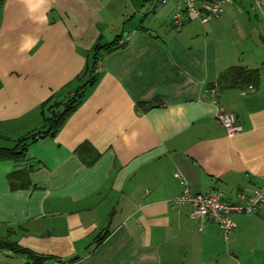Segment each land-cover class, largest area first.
<instances>
[{
    "label": "crops",
    "instance_id": "obj_1",
    "mask_svg": "<svg viewBox=\"0 0 264 264\" xmlns=\"http://www.w3.org/2000/svg\"><path fill=\"white\" fill-rule=\"evenodd\" d=\"M177 5L3 0L0 140L14 145L47 127L46 102L61 104L87 82L94 46L121 37L59 132L33 142L20 163L0 159V240L52 258L44 264H264V204L234 214L225 238L174 203L177 171L194 192L226 200L264 184V20L251 0H232L221 16L178 28ZM233 65L257 69L258 85L222 87ZM221 107L240 132L223 126ZM83 144L100 154L92 164ZM24 167L31 183L14 190L8 175ZM0 264L35 263L5 247Z\"/></svg>",
    "mask_w": 264,
    "mask_h": 264
},
{
    "label": "trees",
    "instance_id": "obj_2",
    "mask_svg": "<svg viewBox=\"0 0 264 264\" xmlns=\"http://www.w3.org/2000/svg\"><path fill=\"white\" fill-rule=\"evenodd\" d=\"M3 0H0V17L2 10ZM118 36L113 42L109 44L102 45L98 42L94 48V56L91 65L87 68L88 80L79 89L76 90L74 94L68 97V99L61 104H52L48 106L49 102H46L43 105L42 113L45 118V123L47 127L44 129L34 130L27 135L21 136L18 138L16 144L13 147H0V159L3 160H13L15 162H22L25 160L26 151L28 147L35 142L39 138H43L45 136L54 137L67 118L74 113L80 104L83 101L85 90L88 86H92L97 81L96 75V67L98 62L101 60V56L104 52L111 51L118 46ZM259 71L257 69L247 68L242 65H233L227 68L224 72L221 73L218 82L222 87H239V88H247L251 86H257L259 83ZM161 104L160 100L147 102L141 104L142 107L147 110L150 108H154ZM46 109V110H45ZM46 111H48V115H46ZM78 152L83 159V161L87 164H92L99 156V152H97L94 148H92L88 144H83L78 148ZM30 167L18 168L13 170L8 175V180L10 182L11 188L21 189L27 188L30 183ZM104 232H101L97 238L96 242L99 243L104 238ZM9 248L16 253H22L28 255L35 264H44L51 257L40 256L33 252L32 250L22 247L15 242H11L9 240H0V248Z\"/></svg>",
    "mask_w": 264,
    "mask_h": 264
},
{
    "label": "built area",
    "instance_id": "obj_3",
    "mask_svg": "<svg viewBox=\"0 0 264 264\" xmlns=\"http://www.w3.org/2000/svg\"><path fill=\"white\" fill-rule=\"evenodd\" d=\"M169 1L159 0V3L166 4ZM251 1L264 20V0ZM231 2L232 0H178V5L172 16V24L179 28L195 19L208 22L212 18L224 14V5ZM99 64L100 62L97 64L96 72H98ZM218 118L230 134L243 129L236 115L226 111L223 107L219 109ZM176 176L182 185V190L174 199V203L191 206L190 215L192 218L218 224L225 238H228L236 227L233 219L234 214H253L258 212L264 204V184L251 194L241 191L235 200H226L222 193L215 189L208 193L194 192L189 180L182 172L177 171Z\"/></svg>",
    "mask_w": 264,
    "mask_h": 264
},
{
    "label": "rangeland",
    "instance_id": "obj_4",
    "mask_svg": "<svg viewBox=\"0 0 264 264\" xmlns=\"http://www.w3.org/2000/svg\"><path fill=\"white\" fill-rule=\"evenodd\" d=\"M196 20H198V19H196ZM195 20H192L190 23H189V25L190 24H193V23H199V24H201L200 23V21L198 20V21H195ZM202 26V25H201ZM8 145V146H10V145H14V143H11V142H5V141H2V140H0V145Z\"/></svg>",
    "mask_w": 264,
    "mask_h": 264
}]
</instances>
